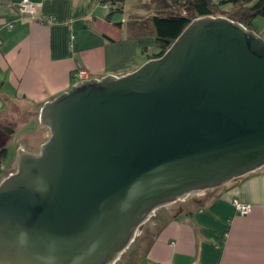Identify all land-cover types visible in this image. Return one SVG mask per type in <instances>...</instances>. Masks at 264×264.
<instances>
[{
	"label": "water",
	"instance_id": "1",
	"mask_svg": "<svg viewBox=\"0 0 264 264\" xmlns=\"http://www.w3.org/2000/svg\"><path fill=\"white\" fill-rule=\"evenodd\" d=\"M39 121V151L19 148L0 181V264H115L159 208L264 167V36L197 17L135 70L73 83Z\"/></svg>",
	"mask_w": 264,
	"mask_h": 264
},
{
	"label": "crops",
	"instance_id": "2",
	"mask_svg": "<svg viewBox=\"0 0 264 264\" xmlns=\"http://www.w3.org/2000/svg\"><path fill=\"white\" fill-rule=\"evenodd\" d=\"M21 1L0 0V140L13 137L24 115L40 123L42 105L73 84V72L123 75L155 52L147 13L126 16L128 3L147 0H125L115 12L106 0H31L35 15L19 14ZM48 135L47 128L34 144ZM234 198L251 211L240 213ZM167 209L120 264H264V167Z\"/></svg>",
	"mask_w": 264,
	"mask_h": 264
},
{
	"label": "trees",
	"instance_id": "3",
	"mask_svg": "<svg viewBox=\"0 0 264 264\" xmlns=\"http://www.w3.org/2000/svg\"><path fill=\"white\" fill-rule=\"evenodd\" d=\"M113 5L112 12L123 9L125 0H106ZM175 6L181 11L163 14L158 11L149 15V22L155 39L157 50L149 55V58L162 55L182 33L185 27L195 18L213 15L225 16L239 21L247 28L259 31L255 27L254 20L258 16H264V0H174ZM73 83H75L72 77ZM7 157L6 145H0V171ZM146 222L144 228L137 233L135 240L124 251L115 264H120L126 259H133L140 243L146 233V227L154 219ZM151 239L147 244L151 243Z\"/></svg>",
	"mask_w": 264,
	"mask_h": 264
},
{
	"label": "rangeland",
	"instance_id": "4",
	"mask_svg": "<svg viewBox=\"0 0 264 264\" xmlns=\"http://www.w3.org/2000/svg\"><path fill=\"white\" fill-rule=\"evenodd\" d=\"M146 5L135 3L133 5L127 4V10H126V16L127 18H132V13H140L144 15L147 13L149 16L150 14L158 11L163 14L168 13H175L181 11V9L177 8L175 6L174 0H147ZM145 22V21H144ZM149 22V19H148ZM150 23V22H149ZM255 27L258 31H260L261 35H264V16H258L254 20ZM151 27V26H149ZM154 50L156 51L157 48L154 47ZM153 51V50H151ZM32 119V120H31ZM17 123V131L14 133L13 137L10 138V140L7 142V157L4 161V164L2 166V170L0 171V181L8 174L10 170H13L16 168V154L17 150L19 148H39V141H36L37 143L34 144V140H39V138L42 135L43 130H47V128L41 123H38L36 118H31L29 116H22L21 120H18ZM36 134V135H35ZM33 135L34 138H33ZM24 136L32 137L29 141V143H24L22 138ZM150 222V221H148ZM147 222V224H148Z\"/></svg>",
	"mask_w": 264,
	"mask_h": 264
},
{
	"label": "built area",
	"instance_id": "5",
	"mask_svg": "<svg viewBox=\"0 0 264 264\" xmlns=\"http://www.w3.org/2000/svg\"><path fill=\"white\" fill-rule=\"evenodd\" d=\"M17 10L18 13L21 15L23 14L35 15L37 13V5L31 0H22L17 6ZM72 77L74 78L75 82H77L90 78V74L86 69H79L73 72ZM232 203L235 205L237 210L242 214H246L251 211V204L242 202L238 198H234L232 200Z\"/></svg>",
	"mask_w": 264,
	"mask_h": 264
},
{
	"label": "flooded vegetation",
	"instance_id": "6",
	"mask_svg": "<svg viewBox=\"0 0 264 264\" xmlns=\"http://www.w3.org/2000/svg\"><path fill=\"white\" fill-rule=\"evenodd\" d=\"M10 136L6 133L5 134V136H4V139H2V140H0V145H2L4 142H7L8 140V138H9ZM29 150H31V151H35V152H38L39 151V148L38 149H36V148H29ZM16 170V168L15 169H13V170H10L9 172H8V174L10 173V172H14ZM167 207H168V205L167 206H163V207H161V208H159L158 210H157V212H159V213H161V214H163L164 216H166L167 214H168V212H167Z\"/></svg>",
	"mask_w": 264,
	"mask_h": 264
}]
</instances>
